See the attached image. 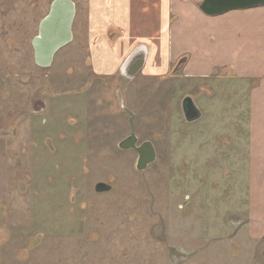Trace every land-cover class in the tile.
I'll return each instance as SVG.
<instances>
[{"label":"rangeland","instance_id":"374dc122","mask_svg":"<svg viewBox=\"0 0 264 264\" xmlns=\"http://www.w3.org/2000/svg\"><path fill=\"white\" fill-rule=\"evenodd\" d=\"M50 2L0 0V264H264V241L244 231L264 69L92 78L75 14L71 41L38 67L31 39ZM131 129L155 150L141 170L118 146Z\"/></svg>","mask_w":264,"mask_h":264},{"label":"crops","instance_id":"0c3cea01","mask_svg":"<svg viewBox=\"0 0 264 264\" xmlns=\"http://www.w3.org/2000/svg\"><path fill=\"white\" fill-rule=\"evenodd\" d=\"M77 1V37L92 78L113 84L122 79L130 85L138 74L140 82L150 79L161 85L170 78H208L216 70L225 76L227 69H264V5L207 15L199 8L203 0ZM139 48L142 66L125 79L120 70ZM261 85L255 82L253 90ZM131 91L130 96L138 93ZM183 95L199 111L197 121L200 109L188 93ZM250 123L244 231L251 240L264 241V115L252 114Z\"/></svg>","mask_w":264,"mask_h":264},{"label":"water","instance_id":"95a60500","mask_svg":"<svg viewBox=\"0 0 264 264\" xmlns=\"http://www.w3.org/2000/svg\"><path fill=\"white\" fill-rule=\"evenodd\" d=\"M259 5H264V0H203L199 8L207 15H216L231 9H244ZM74 14L73 0H51L47 13L38 23L37 34L31 39L35 65L42 68L49 67L56 52L71 41ZM142 63L143 55L139 48L129 55L122 66L120 70L122 77L128 79L133 76ZM182 112L188 122L196 120L200 115L189 97H185L182 102ZM135 142L136 137L132 129L130 135L120 141L118 146L137 152L135 168L141 170L155 160V150L150 141H144L139 146ZM109 188V185L102 182L94 186L96 191H106Z\"/></svg>","mask_w":264,"mask_h":264},{"label":"flooded vegetation","instance_id":"af4514ba","mask_svg":"<svg viewBox=\"0 0 264 264\" xmlns=\"http://www.w3.org/2000/svg\"><path fill=\"white\" fill-rule=\"evenodd\" d=\"M185 98V97H184ZM184 100V99H183ZM182 102L183 101H181V108H182ZM131 123V122H130ZM132 130V129H131ZM131 130L129 131V134L126 136V137H124L122 140H124V139H126L129 135H130V133H131ZM135 134V133H134ZM135 137H136V135H135ZM121 140V141H122ZM141 143H143V142H141ZM141 143H138L137 142V137H136V142H135V144L137 145V146H139ZM152 144V143H151ZM130 149V148H129ZM133 150V149H132ZM136 152V151H135ZM136 154H137V152H136ZM137 158H138V154H137ZM137 158H136V160H137ZM150 164V163H149Z\"/></svg>","mask_w":264,"mask_h":264}]
</instances>
